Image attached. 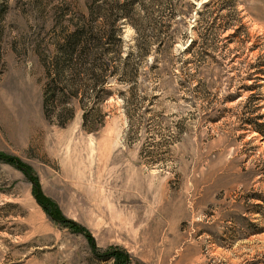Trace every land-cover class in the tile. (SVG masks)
Masks as SVG:
<instances>
[{
	"label": "rangeland",
	"instance_id": "1",
	"mask_svg": "<svg viewBox=\"0 0 264 264\" xmlns=\"http://www.w3.org/2000/svg\"><path fill=\"white\" fill-rule=\"evenodd\" d=\"M102 6L121 39L97 85L60 47ZM0 153L100 253L264 264V0H0ZM0 264L118 263L0 160Z\"/></svg>",
	"mask_w": 264,
	"mask_h": 264
},
{
	"label": "trees",
	"instance_id": "2",
	"mask_svg": "<svg viewBox=\"0 0 264 264\" xmlns=\"http://www.w3.org/2000/svg\"><path fill=\"white\" fill-rule=\"evenodd\" d=\"M99 12V17L102 19L101 25L97 26L96 29H87L84 25L83 28L66 37V44L60 47L61 52L65 53L66 65L68 66L70 64L76 68H80L81 66L83 68L82 71L76 73L79 76L81 74H85L97 85L100 82H103V73L107 68L102 57L109 53L110 50H115V42L121 39L118 37V29L114 25L115 22H113L106 14L107 11L103 8V6L101 9H99ZM126 14L130 15L132 14V11H127ZM133 26L137 28L136 25ZM136 31V41L137 43L139 41V48H141V50L147 49V44H149V41L144 40V36H142L140 29L137 28ZM160 33H162V30L158 31L157 29L155 36L156 38L160 39H157L160 45H165L166 42L164 39H161L162 35H160ZM55 62V67H63V64L60 63L59 58H57ZM87 65L90 67H87ZM76 68L73 67L72 69L76 70ZM0 160L12 164L20 169L32 183L33 194L37 203L56 223L62 224L68 228H71L74 232L82 234L92 247V251L95 253V255L104 259L113 257L115 262L118 264H127L129 262V256L125 251H120L113 248L107 250L104 253H100V250L96 245L95 238L88 231V229L83 227L81 224H78L75 221L65 217L56 204L46 196L42 190L39 178L32 167L23 163L16 157L5 155L3 153H0Z\"/></svg>",
	"mask_w": 264,
	"mask_h": 264
}]
</instances>
